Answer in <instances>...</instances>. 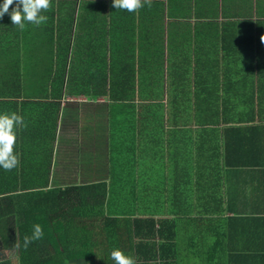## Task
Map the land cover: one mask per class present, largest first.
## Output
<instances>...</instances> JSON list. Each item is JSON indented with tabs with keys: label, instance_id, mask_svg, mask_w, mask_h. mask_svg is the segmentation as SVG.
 <instances>
[{
	"label": "crops",
	"instance_id": "0c3cea01",
	"mask_svg": "<svg viewBox=\"0 0 264 264\" xmlns=\"http://www.w3.org/2000/svg\"><path fill=\"white\" fill-rule=\"evenodd\" d=\"M96 1L99 6L83 14L100 21L94 41L101 39V50L108 52L110 17L126 10L115 9L112 0ZM159 1L166 3L167 32L171 28L175 34L196 33L193 47L226 49L214 55L213 63L217 59L227 63L229 72L217 68L212 78L228 80L227 108L233 113L264 114V43L260 41L264 22L258 24L264 20V0H152L153 9L145 5L138 12H127L137 22L144 14H158L154 4ZM78 9L73 35L78 31ZM170 12L177 18H170ZM185 21L193 24L186 28ZM43 43L40 40L38 47H47ZM37 55V69L45 71L46 58L43 52ZM28 71L20 72L26 77ZM54 91L51 86H16L5 88L0 97L11 103L8 110L21 115L27 125L17 133L20 174L34 172L30 159L37 155L46 162L50 158L51 187L101 180L113 192L109 205L115 210L132 214V220L173 227L164 238L179 242L177 258L173 246L164 253L170 262L264 264V115L159 123L142 121L137 112L131 121H121L112 114L118 103L109 98L108 88L96 100L65 92L56 98L51 96ZM55 118L57 129L49 154L47 123ZM140 239L149 241L153 236L143 232ZM50 242L59 254L78 252L74 244L61 246L53 231ZM107 253L102 245L101 254L108 258L101 264H114Z\"/></svg>",
	"mask_w": 264,
	"mask_h": 264
},
{
	"label": "trees",
	"instance_id": "16d2710c",
	"mask_svg": "<svg viewBox=\"0 0 264 264\" xmlns=\"http://www.w3.org/2000/svg\"><path fill=\"white\" fill-rule=\"evenodd\" d=\"M154 5L158 14H144L137 22L127 11L110 17L108 52L101 50V39L94 41L100 21L83 14L99 6L96 0H52L51 9L44 13L47 22L40 26L26 22L23 31L5 14L0 19V97L5 88L51 86L55 89L52 97L60 98L65 92L96 100L102 91L106 95L108 88L109 98L118 103L112 114L121 121H131L137 112L142 121L159 123L165 119L229 121L235 114L246 119L262 118V111L233 113L227 108L228 80L212 78L217 68L229 72L227 63L218 59L217 64L213 63L214 55L226 49L193 47L196 33L175 34L171 28L167 32L166 3ZM77 7L78 31L73 35ZM169 16L177 18L172 12ZM261 22L264 20L258 24ZM192 24L185 21L182 26ZM40 40L47 47L39 48ZM42 52L45 71L37 69V53ZM256 56L259 59L258 53ZM21 67L27 68L29 75L25 77ZM10 104L0 99V113H12L8 110ZM49 125L51 154L57 119ZM30 135H34L31 129ZM36 157L30 159L35 173L30 170L20 174L17 168L6 171L0 167V264H101L108 258L101 254L102 245L107 255L120 249L137 264H177L164 255L173 246L177 258L179 242L164 239L172 226L132 220V214L115 210L109 205L113 203V192L101 180L49 186L50 158L46 162ZM35 224L41 225L44 236L25 249L24 237L31 236ZM51 231L59 235L61 246L74 244L79 253L59 254L50 242ZM143 232L152 234L153 239L141 240Z\"/></svg>",
	"mask_w": 264,
	"mask_h": 264
},
{
	"label": "clouds",
	"instance_id": "9594fccd",
	"mask_svg": "<svg viewBox=\"0 0 264 264\" xmlns=\"http://www.w3.org/2000/svg\"><path fill=\"white\" fill-rule=\"evenodd\" d=\"M13 4L15 7H11ZM112 5L115 9L135 13L145 5L150 8L152 0H112ZM51 7L52 0H3V4H0V19L5 14H9L12 24L23 31L26 22L36 26L46 23L48 17L44 13ZM260 41L264 43V35L260 37ZM26 127L21 115L15 112L0 113V167L6 171H11L20 165V156L15 152L17 129ZM43 236L41 225L35 224L31 236L24 237L23 247L27 249L33 241H38ZM111 258L114 264H137L135 258L126 255L120 249H114L111 252Z\"/></svg>",
	"mask_w": 264,
	"mask_h": 264
},
{
	"label": "rangeland",
	"instance_id": "374dc122",
	"mask_svg": "<svg viewBox=\"0 0 264 264\" xmlns=\"http://www.w3.org/2000/svg\"><path fill=\"white\" fill-rule=\"evenodd\" d=\"M56 249V248H55Z\"/></svg>",
	"mask_w": 264,
	"mask_h": 264
}]
</instances>
